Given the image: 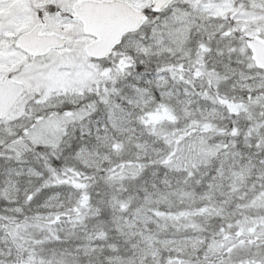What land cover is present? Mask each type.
Here are the masks:
<instances>
[{"label": "snow or ice", "instance_id": "1", "mask_svg": "<svg viewBox=\"0 0 264 264\" xmlns=\"http://www.w3.org/2000/svg\"><path fill=\"white\" fill-rule=\"evenodd\" d=\"M0 264H264V0H0Z\"/></svg>", "mask_w": 264, "mask_h": 264}]
</instances>
